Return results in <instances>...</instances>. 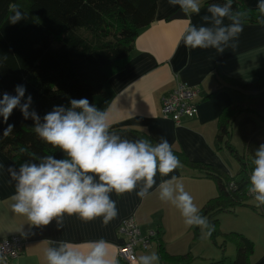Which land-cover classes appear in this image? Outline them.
<instances>
[{"label":"crops","instance_id":"crops-1","mask_svg":"<svg viewBox=\"0 0 264 264\" xmlns=\"http://www.w3.org/2000/svg\"><path fill=\"white\" fill-rule=\"evenodd\" d=\"M209 1L200 0L198 15L188 13L185 20H172L175 13L181 11L179 6L159 0L153 23L134 39L128 60L108 80L105 95L95 97L93 103L99 109H111V131L122 139H148L156 144L163 137L172 145L174 153L181 154L189 164L203 165L210 173L232 177L234 169L228 159L231 155L217 143L215 134L224 116L234 109L247 108L245 103L250 93L242 85L264 78V25L245 23L238 38L230 42L223 53L214 48L190 49L181 37L189 23L197 27L211 26L202 19L210 15L207 12ZM238 1L247 9L257 10L258 0ZM224 23L229 21L225 19ZM231 43H235V47H231ZM180 84L198 90L197 114L174 124L160 113L161 99ZM0 165L3 166L0 167V239L13 236L25 239L21 256L9 264H46L44 250L50 246L49 240L83 246L102 238L109 242L117 258V249L124 243L118 230L128 218L134 219L142 234L156 232L151 247L136 251L135 257L156 252L159 264H184L177 260L184 256L190 257L191 264H230L226 248L217 244V233L214 238L208 237L212 244L208 243V247L214 248V253L205 247L206 238L200 228L195 232L185 226L179 210L159 199L160 182L172 176L184 184L200 209L217 196L214 179L184 162L182 168L168 176L157 173L156 185L146 198L137 195L139 186L136 191L122 195L113 192L111 198L116 202L118 215L107 225L102 223V218L84 222L76 215H65L61 229L57 228L55 220L46 227L30 226L26 217L13 213L11 197L15 183L6 169L18 167L2 153ZM232 243L235 252V241ZM82 250L85 249L82 247ZM254 256L253 252L248 257L249 264H264V251Z\"/></svg>","mask_w":264,"mask_h":264},{"label":"clouds","instance_id":"clouds-1","mask_svg":"<svg viewBox=\"0 0 264 264\" xmlns=\"http://www.w3.org/2000/svg\"><path fill=\"white\" fill-rule=\"evenodd\" d=\"M168 3L179 6L184 14L198 15L201 11L200 0H168ZM10 11L13 15L9 23L26 18L14 5ZM250 11H234L233 0L211 4L207 8L210 15L202 17L205 24L211 26L197 27L189 23L181 39L190 49L214 48L223 53L243 31ZM257 11V23L264 25V0H258ZM225 19L228 24L224 23ZM231 47H235V43H231ZM15 92L14 96L4 93L0 98V116L4 122L19 107L25 119L34 121L33 131L37 137L65 155L62 159L46 155L39 162L29 160L18 169L13 166L6 169L15 183L11 209L26 217L30 226L46 227L55 220L57 228L61 229L65 215H76L84 222L102 218V223L107 225L118 215L116 202L111 198L113 192L122 195L136 191L139 186L137 195L146 198L156 185L157 173L168 176L183 167L172 145L163 137L153 144L148 139H122L112 132L110 108L99 109L87 98L72 99L70 107L54 106L41 122L34 110L29 111L32 97L24 99L26 88L17 85ZM13 128V124H8L3 137L10 136ZM251 163L248 193L259 208L264 206V144L257 148ZM157 190L161 201L179 210L185 226L198 227L204 238L211 237L215 226L201 214L193 196L176 176L161 181ZM48 243L50 246L44 250L46 264H119L112 246L102 238L83 246L68 241L49 240ZM133 259L135 264L160 262L156 252ZM0 264H4L3 256H0Z\"/></svg>","mask_w":264,"mask_h":264},{"label":"trees","instance_id":"trees-1","mask_svg":"<svg viewBox=\"0 0 264 264\" xmlns=\"http://www.w3.org/2000/svg\"><path fill=\"white\" fill-rule=\"evenodd\" d=\"M158 1L0 0V98L4 93L16 95V86L23 85L24 99L32 97L29 111L34 110L41 122L54 106L70 107L72 99L87 98L94 105V98L105 95L108 80L128 60L134 39L153 23ZM225 2L211 0L208 4ZM13 5L26 16L15 24L9 23ZM233 10L248 9L233 0ZM258 15L257 10H251L245 23L261 25L257 23ZM242 88L250 93L247 108L234 109L224 116L215 134L217 143L238 162L237 174L227 177L210 173L207 167L189 164L181 154H176L189 168L215 181L217 196L200 209L215 226L212 238L218 233L216 214L230 212L253 198L248 193L251 162L257 148L264 144V78ZM235 123L244 156H239L230 144ZM8 124L14 125L13 133L5 138L3 131ZM33 127L34 121L25 119L19 107L6 123L0 116V153L18 168L25 161L39 162L46 155L65 158L61 150L40 140ZM192 228L198 231V227ZM229 235L235 241V234ZM234 246L236 257L230 264H249L252 242L238 235ZM177 260L184 264L192 262L189 256Z\"/></svg>","mask_w":264,"mask_h":264},{"label":"built area","instance_id":"built-area-1","mask_svg":"<svg viewBox=\"0 0 264 264\" xmlns=\"http://www.w3.org/2000/svg\"><path fill=\"white\" fill-rule=\"evenodd\" d=\"M197 93V89L180 84L169 95L161 99L160 113L163 118L177 124L182 118L195 117L197 114L195 101ZM135 224L133 218H128L119 227L118 232L124 238V243L117 249L119 264H135L133 257H135L136 251L148 250L152 241L156 238V232L148 231L142 234ZM24 245L25 239L20 236L0 239V256L4 257V264H9L19 258Z\"/></svg>","mask_w":264,"mask_h":264},{"label":"rangeland","instance_id":"rangeland-1","mask_svg":"<svg viewBox=\"0 0 264 264\" xmlns=\"http://www.w3.org/2000/svg\"><path fill=\"white\" fill-rule=\"evenodd\" d=\"M237 133V124L235 123L230 134V144L231 147L235 148L239 156H244V147H242L243 145L241 139ZM228 159H230L233 165L234 176L239 170V164L232 156ZM246 202L247 203L245 205L237 206V208H234L232 211L230 210V212L218 213L215 216L216 222H218L217 244L226 248L228 263L233 262L236 257V250L234 252V248L231 246L233 245V237L232 235H229L230 233L235 234V243L237 242L238 235L250 240V243L252 242L253 245L254 257L264 251V206L259 208L256 207L254 198H249ZM208 243L211 244L209 238L207 237L205 247H207V249H211V251L215 253L214 248L208 247ZM197 263L200 262L198 261Z\"/></svg>","mask_w":264,"mask_h":264},{"label":"water","instance_id":"water-1","mask_svg":"<svg viewBox=\"0 0 264 264\" xmlns=\"http://www.w3.org/2000/svg\"><path fill=\"white\" fill-rule=\"evenodd\" d=\"M186 16L182 11H178L175 13V15L172 17V20H185Z\"/></svg>","mask_w":264,"mask_h":264}]
</instances>
